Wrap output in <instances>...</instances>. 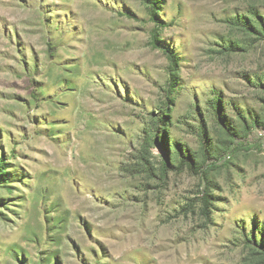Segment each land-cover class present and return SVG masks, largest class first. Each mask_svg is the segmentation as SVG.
Masks as SVG:
<instances>
[{
	"label": "rangeland",
	"instance_id": "obj_1",
	"mask_svg": "<svg viewBox=\"0 0 264 264\" xmlns=\"http://www.w3.org/2000/svg\"><path fill=\"white\" fill-rule=\"evenodd\" d=\"M158 1L0 0V264H264V0Z\"/></svg>",
	"mask_w": 264,
	"mask_h": 264
},
{
	"label": "trees",
	"instance_id": "obj_2",
	"mask_svg": "<svg viewBox=\"0 0 264 264\" xmlns=\"http://www.w3.org/2000/svg\"><path fill=\"white\" fill-rule=\"evenodd\" d=\"M145 3L147 5H149L150 11L149 12V16L150 19L152 21H156V14H157V3L159 2L158 0H144ZM260 20L262 21V18H260ZM158 22V21H156ZM248 29H252L249 26ZM150 44L154 49L157 50H162V52L164 53L165 57L167 58L168 62H169V79H168V83H167V89L168 91H166L167 96L169 93L175 91L174 89V84L176 82L177 79V71L179 70V65H178V60L177 57L175 56V54H173V52L167 50L166 48L163 47V45L160 43V40L157 38V35L155 34V32L153 31L151 33L150 36ZM221 99L217 98L214 99L212 101V107L214 109H217V111L215 112V114L219 117V119H221V113L222 108H221ZM170 122V116L168 114V109L166 108V105L164 106V110L159 111L158 114L155 115V117L150 120V124H151V129H150V134H147V137L149 138V142L153 141L156 144H160L161 146H163V150L166 154H168L169 151V147L166 141L167 140V131H168V124ZM203 134V140L206 141L207 138L204 134V131L202 132ZM207 142V141H206ZM175 144V147H177L178 150V154L180 157V160L178 162V167H180L181 169L183 167H187L189 169H193L195 166H197L196 161L193 158V155L190 153V151H186V153H182V147L179 144ZM170 164V160L168 159L166 162V165L168 166ZM5 165L3 161L0 160V178L4 177L6 174L5 172ZM172 166V165H171ZM173 167V166H172ZM209 199H211L210 196H207V199H203V204L206 210H208V206L211 205L210 202L208 201ZM262 250L264 251V245H262ZM264 254V253H263Z\"/></svg>",
	"mask_w": 264,
	"mask_h": 264
},
{
	"label": "built area",
	"instance_id": "obj_3",
	"mask_svg": "<svg viewBox=\"0 0 264 264\" xmlns=\"http://www.w3.org/2000/svg\"><path fill=\"white\" fill-rule=\"evenodd\" d=\"M262 135H264V133H262Z\"/></svg>",
	"mask_w": 264,
	"mask_h": 264
}]
</instances>
